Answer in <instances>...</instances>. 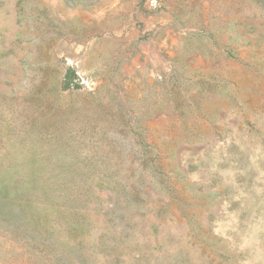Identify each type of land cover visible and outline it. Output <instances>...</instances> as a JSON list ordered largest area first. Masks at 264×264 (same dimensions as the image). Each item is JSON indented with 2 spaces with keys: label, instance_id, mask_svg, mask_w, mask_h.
<instances>
[{
  "label": "rangeland",
  "instance_id": "374dc122",
  "mask_svg": "<svg viewBox=\"0 0 264 264\" xmlns=\"http://www.w3.org/2000/svg\"><path fill=\"white\" fill-rule=\"evenodd\" d=\"M0 264H264V0H0Z\"/></svg>",
  "mask_w": 264,
  "mask_h": 264
}]
</instances>
